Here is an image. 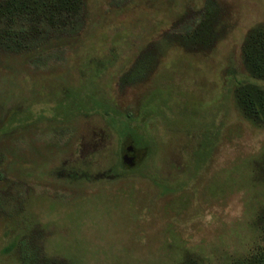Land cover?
Instances as JSON below:
<instances>
[{
	"label": "rangeland",
	"instance_id": "obj_1",
	"mask_svg": "<svg viewBox=\"0 0 264 264\" xmlns=\"http://www.w3.org/2000/svg\"><path fill=\"white\" fill-rule=\"evenodd\" d=\"M81 14L74 34L0 45V264H23L21 246L40 264H231L263 247L264 121L239 95L264 92V0Z\"/></svg>",
	"mask_w": 264,
	"mask_h": 264
},
{
	"label": "trees",
	"instance_id": "obj_2",
	"mask_svg": "<svg viewBox=\"0 0 264 264\" xmlns=\"http://www.w3.org/2000/svg\"><path fill=\"white\" fill-rule=\"evenodd\" d=\"M83 8L84 0H4L0 4V45L6 48H33L39 45L43 35L52 29L74 34L81 29ZM205 27L204 22L200 21L197 37L198 31L201 35H210L207 29L204 30ZM240 94L239 102L246 107L249 115L253 117L255 113L264 121V92H259L256 87L254 89L241 86ZM260 223L259 230L264 237V217ZM21 257L23 264H40L38 254L31 252L27 247L21 246ZM196 262L189 258L188 261L184 259L178 264ZM231 264H264V246L246 257L234 260Z\"/></svg>",
	"mask_w": 264,
	"mask_h": 264
},
{
	"label": "water",
	"instance_id": "obj_3",
	"mask_svg": "<svg viewBox=\"0 0 264 264\" xmlns=\"http://www.w3.org/2000/svg\"><path fill=\"white\" fill-rule=\"evenodd\" d=\"M131 161H132V158H131ZM131 161H130V163H131Z\"/></svg>",
	"mask_w": 264,
	"mask_h": 264
}]
</instances>
